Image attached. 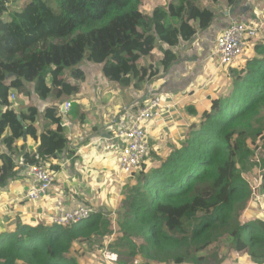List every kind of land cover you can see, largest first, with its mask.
Segmentation results:
<instances>
[{
	"label": "trees",
	"instance_id": "obj_1",
	"mask_svg": "<svg viewBox=\"0 0 264 264\" xmlns=\"http://www.w3.org/2000/svg\"><path fill=\"white\" fill-rule=\"evenodd\" d=\"M200 1L147 8L146 0H27L9 11L8 0H0V186L37 162L36 154L47 163L65 138L58 103L43 110L46 126L38 133L37 108L16 111L12 95L75 94L84 80L83 60L103 64L109 81L143 90L170 63L163 58L162 69L153 67L156 47L177 46L192 39L196 24L210 25L213 11ZM223 67L206 85L214 92L206 106L188 107L195 115L173 141L160 139L163 132L148 139L149 152L124 176L116 219L107 215L112 208L99 207L71 225L24 218L0 233V264H127L123 249L133 258L143 251L144 260L132 264H199L219 234L234 256L264 264V209L239 210L257 182L250 185L240 171L257 147L264 152V129L258 143L249 142L253 121L264 111V34ZM24 137L36 147L27 148ZM261 177L264 200V172Z\"/></svg>",
	"mask_w": 264,
	"mask_h": 264
},
{
	"label": "crops",
	"instance_id": "obj_2",
	"mask_svg": "<svg viewBox=\"0 0 264 264\" xmlns=\"http://www.w3.org/2000/svg\"><path fill=\"white\" fill-rule=\"evenodd\" d=\"M201 3L213 11L210 25L199 29L196 24L197 32L192 39L179 41L177 46L162 44L156 47L152 52L153 67L162 69L163 58L170 63L166 71H160L143 90H135L132 86L122 87L109 81L103 64L94 65L83 60L80 67L84 80L75 94L57 98L52 93L43 100L32 94L26 101L14 97L16 111L25 110L29 105L37 108L35 124L38 133L46 126L43 110L58 103L65 138L58 143L55 156L47 161L49 167H55V177L45 197L36 201L24 198L29 179L23 171L0 186V233L14 230L24 218H38L46 222V213L57 202L64 207L86 204L93 209L99 207L104 212L105 209L115 210L119 207L124 175L117 173V153L123 141L113 139L115 129L128 126L139 109L155 93H160L163 106L160 116L143 121L141 127L148 139L163 135L160 139L173 141L175 133L187 126L189 113H193V109L188 107H205L212 93L206 89L208 81L218 71H224L223 65L213 61L210 55L214 51L215 39L225 27L238 21L256 26V36L264 34V21L258 25L256 22L264 11V0H235L229 6L220 0L216 3L201 0ZM21 4V0H8L7 6L10 11L22 8L24 4ZM66 102L70 103L68 109L63 108ZM24 141L27 148L36 147L29 137H24Z\"/></svg>",
	"mask_w": 264,
	"mask_h": 264
},
{
	"label": "built area",
	"instance_id": "obj_3",
	"mask_svg": "<svg viewBox=\"0 0 264 264\" xmlns=\"http://www.w3.org/2000/svg\"><path fill=\"white\" fill-rule=\"evenodd\" d=\"M257 31L256 26L246 25L238 21L231 22L215 39L214 51L210 55L211 59L216 60L221 66L227 65L247 48L250 41L256 36ZM12 97L14 98L13 95ZM69 106L70 103L66 102L63 108L68 109ZM162 107V96L160 93H155L139 109L128 126L115 129L113 139L123 141L117 153V173L119 176H125L131 172L149 152V144L141 123L148 119L158 118ZM34 158L37 162L26 164L22 170L29 179L28 188L24 195V198L28 201H36L45 197L55 177L45 161L40 159L37 154ZM17 162L23 165V158L17 157ZM92 212H94V209L90 205L64 207L60 202H57L46 213V218L50 223L71 225L87 219ZM116 215L115 213L109 214V217L114 220ZM105 257L113 261L117 258L116 254L113 253L105 254Z\"/></svg>",
	"mask_w": 264,
	"mask_h": 264
},
{
	"label": "rangeland",
	"instance_id": "obj_4",
	"mask_svg": "<svg viewBox=\"0 0 264 264\" xmlns=\"http://www.w3.org/2000/svg\"><path fill=\"white\" fill-rule=\"evenodd\" d=\"M21 1H22V4H24L26 0H21ZM146 1H147V8H151V7L155 6L157 3L163 4L166 2V0H146ZM262 16H264V11L261 13V17ZM213 61H216V60H213ZM80 63L78 65L79 68H81ZM89 63H91V62H89ZM94 65H96V64H94ZM68 71L69 70L67 69L64 72L65 73L64 75L68 74ZM103 76H104V72H103ZM212 94H213V92L210 95H212ZM73 108H74V106H73ZM76 109L78 110V107ZM198 109H201V108L199 107ZM194 115L195 114H193V113L192 114L189 113V117H194ZM263 129H264V111H262L259 114L258 120L253 121V128L250 132V137H249V142H250L251 147L253 146V144H251L252 142L258 143V138H259L258 134ZM145 138L148 141L147 135H145ZM259 144H260V142H259ZM256 165H257L256 170H254V167ZM241 170L242 171H240V172L243 174L244 178L249 182L250 185H253L255 183V181H257V182L255 185H253V189H252V193H251V197H250L249 201L243 207H239V210L242 211V214L247 213L248 209L252 210L254 208H259L260 210H263L264 209V200H262V199L259 200L261 198L262 194L258 192L257 186L260 184V182L262 180L261 174L264 172V152L259 151V148L257 147V149L254 151V153H252V155L247 159L245 166ZM252 176L254 178L253 179L254 181L251 179ZM124 182L125 181H123V183ZM121 188L124 189V186L122 185ZM255 196L257 197V199L253 200V197H255ZM250 206H251V208H249ZM119 211H120V207H116L115 212L112 209V211H110L109 214L110 215H112L113 213L117 214V213H120ZM116 217H117V215H116ZM230 247H231V245H230L229 241L225 237H223L222 234L215 235L214 242L211 245H209L203 251V253H201L202 254L201 257L203 259L199 264H230V263L231 264H250L247 261H243L242 258H239L240 255L234 256L231 252ZM122 251H123V254H121L120 256L123 260H125L127 262V264H132V263H136V262L144 260L143 251L140 249H139L140 254H139L138 258H133V257L127 255V252L124 249ZM105 254H110V253L105 252ZM155 264H162V263L158 262ZM182 264H193V263L192 262H184Z\"/></svg>",
	"mask_w": 264,
	"mask_h": 264
},
{
	"label": "clouds",
	"instance_id": "obj_5",
	"mask_svg": "<svg viewBox=\"0 0 264 264\" xmlns=\"http://www.w3.org/2000/svg\"><path fill=\"white\" fill-rule=\"evenodd\" d=\"M92 207V206H91ZM108 216H109V214H108ZM49 222V221H48ZM113 254H115V253H113ZM117 256V255H116Z\"/></svg>",
	"mask_w": 264,
	"mask_h": 264
},
{
	"label": "water",
	"instance_id": "obj_6",
	"mask_svg": "<svg viewBox=\"0 0 264 264\" xmlns=\"http://www.w3.org/2000/svg\"><path fill=\"white\" fill-rule=\"evenodd\" d=\"M19 118V117H18Z\"/></svg>",
	"mask_w": 264,
	"mask_h": 264
}]
</instances>
